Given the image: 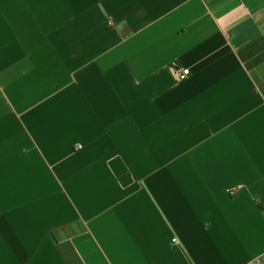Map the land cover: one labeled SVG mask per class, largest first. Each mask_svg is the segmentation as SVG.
<instances>
[{
  "label": "crops",
  "instance_id": "obj_1",
  "mask_svg": "<svg viewBox=\"0 0 264 264\" xmlns=\"http://www.w3.org/2000/svg\"><path fill=\"white\" fill-rule=\"evenodd\" d=\"M0 264H264V0H0Z\"/></svg>",
  "mask_w": 264,
  "mask_h": 264
},
{
  "label": "built area",
  "instance_id": "obj_2",
  "mask_svg": "<svg viewBox=\"0 0 264 264\" xmlns=\"http://www.w3.org/2000/svg\"><path fill=\"white\" fill-rule=\"evenodd\" d=\"M176 71L179 75V79L180 80H186L189 76H190V70L187 68H183L180 66H176ZM230 193L233 194L234 193V189L230 190Z\"/></svg>",
  "mask_w": 264,
  "mask_h": 264
}]
</instances>
